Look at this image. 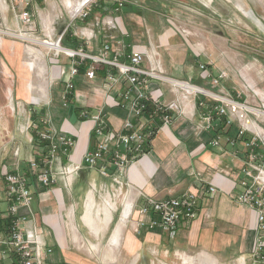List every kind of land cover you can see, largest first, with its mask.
<instances>
[{"label": "crops", "instance_id": "obj_1", "mask_svg": "<svg viewBox=\"0 0 264 264\" xmlns=\"http://www.w3.org/2000/svg\"><path fill=\"white\" fill-rule=\"evenodd\" d=\"M145 1L128 0L127 6L119 11L114 10L113 4L110 12L101 9V0L87 20L69 26L76 0L54 3L44 0L42 9L48 12L43 18V37L55 40L67 28L62 42L66 48L98 53L103 43H109L113 50L120 49L123 53L119 59L122 63L127 62L126 57L132 52L144 53L143 66L157 62L168 78L189 82L201 89L209 88V81L202 77L197 64L205 63L212 76L225 71L221 63L212 59L213 50L196 49L191 43L195 39L188 31H183V35L175 30L173 23L158 21L159 18L151 15L157 14L158 8L148 4L152 1ZM13 6L10 0H0V18L7 30L0 29L3 32H14L8 21L12 15L10 24L21 31L19 14ZM31 6L35 17L39 9L35 4ZM31 29L32 26L27 31L32 32ZM86 35L92 38L88 44ZM3 36L10 37L0 34V49L4 47ZM17 45L13 42L9 47L13 50ZM22 47L26 61L0 62V236H5L1 227L6 221L7 206L3 172L15 173L16 168L30 180L34 225L44 245L51 249L43 264H129L128 258L132 260L130 264H135L144 260L145 253L157 262L172 257L202 259L209 264L235 261L246 264L255 242L257 224L255 212L235 202L236 177L244 155L240 142L237 141L235 150L225 143L220 148L210 147L209 142L217 131L200 129L199 109L194 101L185 99L180 92L171 93L167 85L153 82L150 95L166 102L177 101L182 112L172 114L169 125L157 119L151 122L157 131L145 154L129 166L120 179L121 185L115 184L112 178L100 177L93 168L80 167L83 155L94 141L92 122L81 121L79 111L95 113L102 109L108 114V126L114 131L121 130L127 112L120 107L117 90H107L101 80L102 69L97 71L94 80H87L83 68L86 62L72 80L74 92L68 107L55 108L53 102L64 89L70 59L65 58L68 63L61 62L60 57L43 59L47 54L39 52L38 46L27 43ZM228 80L215 91L225 93L229 89ZM124 86L121 84L120 89ZM15 102H19L17 109ZM210 104L207 101V106ZM28 108L33 119L34 115L37 118L47 115L52 129L61 130L76 141L69 157H60L55 162L53 171L57 183L50 188L40 187L29 168L35 150L40 148L33 143V130L27 128ZM218 131L226 133L224 137L234 138L236 126L228 132L222 127ZM235 151L238 154L234 155ZM210 187L215 188L213 195L208 193ZM188 191L198 197L197 213L192 221L181 225L173 239L158 230L134 235L131 215L127 217L129 211L132 213L134 208L142 206L148 196L161 200L176 198ZM135 216L134 212L132 219ZM0 264L19 262L13 256Z\"/></svg>", "mask_w": 264, "mask_h": 264}, {"label": "built area", "instance_id": "obj_2", "mask_svg": "<svg viewBox=\"0 0 264 264\" xmlns=\"http://www.w3.org/2000/svg\"><path fill=\"white\" fill-rule=\"evenodd\" d=\"M112 1L115 4V11H119L128 3V0ZM10 2L17 3L16 7L20 11L18 21L24 28L30 30L33 22L31 2L29 0ZM93 4L95 0H76L69 26L75 20L81 22L87 20L94 10ZM66 30L67 28L62 30L55 40L44 39L50 43L56 42L65 50L60 52L46 50L47 55L52 52L54 59L61 55L70 59L69 72L61 91L62 106L68 107L71 101L68 100V96L73 97L74 92L72 80L79 74V67L88 62L84 75L86 79L94 80L97 71L104 70L102 82L108 91L117 90L120 107L127 112L122 129L114 131L108 126L107 112L102 109L95 113L88 110L79 111L81 121L92 122L91 135L94 141V145L83 155L80 167L93 168L100 177L112 178L115 184L121 185L120 179L129 166L145 154L157 131L151 122L157 119L161 124L169 125L171 115L182 112L177 101L166 102L154 99L150 95L149 87L153 82L165 83L171 93L180 92L185 99L194 101L199 109V127L203 132L217 131L209 142L210 147L220 148L221 144L225 143L235 150L237 141L241 143L244 155L236 177L235 202L252 209L256 214L257 234L251 253L264 263V107L249 106L261 113L257 115L242 108L247 105L242 103L244 97L241 98L239 93L232 96L228 92H216L215 90L222 87V82L229 79L227 71H218L216 76H212L206 64L199 65L202 77L209 81V89H201L189 82L168 78L157 62L155 65L149 62L147 66H143L146 59L144 53L132 52L126 57L127 62L122 63L119 59L123 53L120 49L113 50L109 43H103L98 53L66 48L62 45ZM85 37L88 44L92 39L91 35ZM180 83L206 92L185 91ZM121 84L125 86L120 89ZM200 96L205 99L202 100ZM207 101L212 104L207 106ZM28 113L30 121L27 128H31L36 136L33 143L38 147V143L46 144L45 148L35 150V157L29 161V168L40 187L50 188L57 183V175L53 171L55 162L60 157H69L76 141L65 132L52 129L47 115L37 118L38 122H34L33 113L29 110ZM234 126H236L234 138L224 137L227 134L218 131L222 127L228 132ZM235 154H238V151H235ZM14 170L15 173L6 170L3 172L4 202L7 206L6 221L1 227L5 236H0V261L14 256L19 264H43L45 256L51 253V249L44 245L42 235L34 225V216L31 212L33 190L30 180L18 173L16 168ZM208 193L213 195L215 188H208ZM112 197L114 198V194ZM197 205L198 197L189 191L176 198L161 200L148 196L144 204L134 208L132 213L129 211L127 217L131 215L133 233L136 235H140L142 231L158 230L165 232L169 239H173L183 223L195 218ZM134 212L136 216L132 219Z\"/></svg>", "mask_w": 264, "mask_h": 264}, {"label": "rangeland", "instance_id": "obj_3", "mask_svg": "<svg viewBox=\"0 0 264 264\" xmlns=\"http://www.w3.org/2000/svg\"><path fill=\"white\" fill-rule=\"evenodd\" d=\"M43 1L44 0H35L31 2V4H35L39 9L37 16L32 18V32L24 30L21 24V31L16 29L12 23L10 24L14 19L13 15L9 16L8 21L10 29H13L14 32H9L22 36L28 35L30 38L33 36V39H43L42 27L44 25L42 23L43 18L47 17L48 12L47 9H42L44 8ZM48 1L54 3L58 0ZM99 1L101 0H95V4H93L94 10L98 9L96 6ZM150 1L152 2L148 4L158 8L157 14H151L153 17L159 18L158 21L163 23L169 21L173 23L175 25V30H178L180 33L188 31L192 36L191 38L195 39V41L191 42L189 36H187V39L196 49L211 48L213 50L212 59L215 63H221L223 70L227 71L228 74L229 89H225L226 92L230 93L232 96L239 93L241 98L244 97V102H242L244 105L254 108L264 107V0ZM144 2L146 1L144 0ZM16 4L17 3H13L12 6L14 5L13 7L17 11L16 13L19 14L20 11L16 7ZM113 4L114 2L112 0H102V2L99 3V5H102L101 9L105 8L110 12L113 9L111 8ZM69 20H71V18L68 19V21ZM55 22L57 21L55 20ZM74 22L77 24L81 21L75 20ZM0 29L7 31L4 28L1 18ZM182 34L185 35V33ZM2 41H4V47L2 46V49H0V62L27 60L26 56L22 53V45L25 46V44L31 43L7 36H3ZM13 42L18 43V48L12 50L9 46H11ZM20 46L21 49L19 48ZM218 47H220V49ZM36 49L39 52L46 53L44 49L39 47H36ZM48 54L49 55L46 56L47 58L43 59H53V53L50 52ZM65 58L64 55H61V62H64ZM65 62L68 63L69 60ZM199 64L203 65L205 63H198L197 67ZM159 83L166 85L161 81ZM204 89L209 88L207 87ZM200 98L202 100L205 99L201 96ZM18 106L19 102H15L14 108L17 109ZM53 106L55 108L65 109L62 106L61 94L58 96L57 101L53 102ZM29 107L32 108V106ZM13 116L9 117L12 121L14 119ZM5 117L7 118L8 116ZM251 118H253V116H251ZM249 255L250 259L249 257L246 258V264H250L249 260L252 262L251 264H264L261 260L254 257L252 253L248 254V256ZM144 257V260L141 259L135 264H209L208 261L202 259L175 260L172 257H169V259L164 257L161 262H157L147 253L144 254ZM127 261L129 264L132 262L130 258H128ZM228 264H232V262ZM233 264H239V261H235Z\"/></svg>", "mask_w": 264, "mask_h": 264}, {"label": "bare ground", "instance_id": "obj_4", "mask_svg": "<svg viewBox=\"0 0 264 264\" xmlns=\"http://www.w3.org/2000/svg\"><path fill=\"white\" fill-rule=\"evenodd\" d=\"M0 34H5V35H8V36H12V37H15L19 40H22V41H29L30 43L38 46L39 48L41 49H44L45 51L46 50H49V51H53V52H60V51H65L62 49V47L60 45H57L56 42H53V43H50L49 41H44V40H37V39H32V38H29L27 36H22V35H18V34H12V33H7V32H3L0 30ZM180 85L182 86V88L185 90V91H189V90H192V91H201V92H206L205 90H201L197 87H194V86H191V85H186L185 83H180ZM243 109H247L251 112H253L254 114H257V115H261V113H259V111H257L256 109H253L251 107H242Z\"/></svg>", "mask_w": 264, "mask_h": 264}, {"label": "trees", "instance_id": "obj_5", "mask_svg": "<svg viewBox=\"0 0 264 264\" xmlns=\"http://www.w3.org/2000/svg\"><path fill=\"white\" fill-rule=\"evenodd\" d=\"M84 68V72H85V70H86V65L83 67ZM103 73H104V70H101V74L103 75ZM73 97H71V96H68V100L70 101L71 99H72ZM34 122H38L37 121V117L34 115ZM37 128H39V126L37 127ZM34 136V138L36 139V136H35V134L33 135ZM38 145H39V148L41 149H43V148H45L46 147V144L45 143H38Z\"/></svg>", "mask_w": 264, "mask_h": 264}]
</instances>
